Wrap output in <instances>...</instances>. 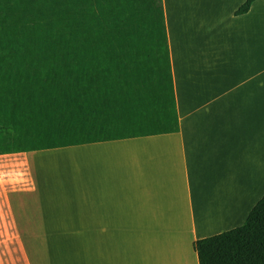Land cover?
Instances as JSON below:
<instances>
[{
	"label": "crops",
	"instance_id": "obj_1",
	"mask_svg": "<svg viewBox=\"0 0 264 264\" xmlns=\"http://www.w3.org/2000/svg\"><path fill=\"white\" fill-rule=\"evenodd\" d=\"M245 2L88 0L91 48H7L59 65L29 71L43 111L27 179L0 180V264H199L196 240L244 223L264 196V0Z\"/></svg>",
	"mask_w": 264,
	"mask_h": 264
},
{
	"label": "rangeland",
	"instance_id": "obj_2",
	"mask_svg": "<svg viewBox=\"0 0 264 264\" xmlns=\"http://www.w3.org/2000/svg\"><path fill=\"white\" fill-rule=\"evenodd\" d=\"M87 2L0 0V125L12 128L9 135L0 134V144L2 141L6 143L3 151L0 149V180L3 177L18 178L19 175L26 179L28 177L27 169L22 164L23 154L18 153L17 145L24 144L25 140L20 141L22 137L27 141L36 139L33 126L27 125H34V116L41 115L43 111L39 108L41 78H33L29 71L45 68L43 72L48 75L49 69L59 65L40 60L28 62L23 56L30 53L7 48H91L89 12L84 6ZM50 54L64 55L53 51ZM25 129L31 130L24 132ZM14 185L16 183H11L10 187L16 188Z\"/></svg>",
	"mask_w": 264,
	"mask_h": 264
},
{
	"label": "trees",
	"instance_id": "obj_3",
	"mask_svg": "<svg viewBox=\"0 0 264 264\" xmlns=\"http://www.w3.org/2000/svg\"><path fill=\"white\" fill-rule=\"evenodd\" d=\"M255 0H246L237 13L247 12ZM11 129L0 125V132ZM193 249L199 264H264V196L241 226L196 240Z\"/></svg>",
	"mask_w": 264,
	"mask_h": 264
}]
</instances>
